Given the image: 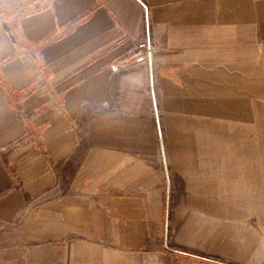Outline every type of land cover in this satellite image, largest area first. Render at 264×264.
<instances>
[{"label":"crops","instance_id":"crops-1","mask_svg":"<svg viewBox=\"0 0 264 264\" xmlns=\"http://www.w3.org/2000/svg\"><path fill=\"white\" fill-rule=\"evenodd\" d=\"M0 264H264V0H0Z\"/></svg>","mask_w":264,"mask_h":264},{"label":"built area","instance_id":"built-area-1","mask_svg":"<svg viewBox=\"0 0 264 264\" xmlns=\"http://www.w3.org/2000/svg\"><path fill=\"white\" fill-rule=\"evenodd\" d=\"M143 4L145 6L146 15H148L149 14L148 6L145 3H143ZM149 41H150L149 39H145L142 42H140L138 46L141 50H145L150 55L151 54V46H150Z\"/></svg>","mask_w":264,"mask_h":264}]
</instances>
